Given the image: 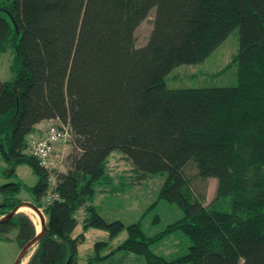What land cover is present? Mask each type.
I'll return each mask as SVG.
<instances>
[{
    "label": "trees",
    "instance_id": "trees-1",
    "mask_svg": "<svg viewBox=\"0 0 264 264\" xmlns=\"http://www.w3.org/2000/svg\"><path fill=\"white\" fill-rule=\"evenodd\" d=\"M152 8L151 32L138 47L134 30ZM235 29L238 51L225 67L235 64V82L165 84L176 65L202 61ZM8 50L13 75L0 80L2 176L24 164L37 181L0 183V216L21 201L23 189L46 221L24 264H81L84 234L73 235L79 223L82 230L109 229L111 237L123 229L92 203V185L114 149L136 172L166 171L159 198L183 216L150 238L130 223L108 254L131 251L146 264H264V0H0V52ZM49 119L70 132L65 170L47 169L29 152L30 136L43 133L37 124ZM187 166L201 181L217 180L208 203L193 191ZM51 192L56 197L46 203ZM12 229L19 246L36 234L23 211L0 222V238ZM174 230L190 245L167 261L149 244Z\"/></svg>",
    "mask_w": 264,
    "mask_h": 264
},
{
    "label": "rangeland",
    "instance_id": "rangeland-1",
    "mask_svg": "<svg viewBox=\"0 0 264 264\" xmlns=\"http://www.w3.org/2000/svg\"><path fill=\"white\" fill-rule=\"evenodd\" d=\"M154 8L148 18L134 30L136 46H142L147 41L151 32V20ZM238 51L237 29L229 32L224 40L212 50L207 57L198 63H187L176 65L165 77V84L171 88L177 87H199V86H221L232 84L236 79L235 64L230 67L226 65L231 62V57ZM12 53L8 50L0 52V80H9L13 73L9 69L12 60ZM225 68V69H224ZM224 69V70H222ZM47 123V122H46ZM46 127V124L43 128ZM73 144L71 142H59L54 145L55 155L60 162L57 163L59 170H65L66 165L63 158L71 152ZM4 159L0 156V183L8 180L20 179L25 185H33L37 181L36 175L30 167L24 164L17 166L16 175L9 178L2 176L4 169ZM108 166L103 178L94 181V194L92 203L97 212L106 221L120 220L124 224L122 230L114 236H110L109 229L88 227L81 229L79 223L74 228V236L83 232L84 239L77 246V260L85 264L88 258L97 255H106L110 250L116 248L119 243L128 236L126 228L130 223H138L146 237H151L161 232L167 224L173 223L183 216L180 207L174 202L170 203L159 198V190L163 181L167 177L166 171L159 172H136L132 162L123 158V153L114 149L107 158ZM192 178L193 191L202 195L204 203H208L215 195L217 180L210 178L201 181L196 175L193 166H187L184 170ZM17 197L20 200L33 201V194L29 191L21 190ZM1 200V195H0ZM28 209V208H27ZM25 209V210H27ZM28 213L32 221L35 222L36 230L39 228V221L36 214L20 209ZM31 211V210H30ZM43 212V211H42ZM82 216V211L77 213L78 219ZM45 217V216H44ZM81 220V219H80ZM16 230L12 229L7 233L8 239L0 238V264H13L20 249L16 241ZM99 241L107 244L95 245ZM190 245L188 236L180 230H174L162 236L161 239L153 240L149 244V249L167 261L174 260L175 257L185 254ZM30 254H27L21 264L26 263ZM95 264H146L143 255L124 250L108 254L107 257L95 261ZM159 264H189L188 262H163Z\"/></svg>",
    "mask_w": 264,
    "mask_h": 264
},
{
    "label": "built area",
    "instance_id": "built-area-1",
    "mask_svg": "<svg viewBox=\"0 0 264 264\" xmlns=\"http://www.w3.org/2000/svg\"><path fill=\"white\" fill-rule=\"evenodd\" d=\"M46 127L42 134H33L30 136L28 145L29 152L35 156L39 164L47 169L58 168L57 163L60 162L57 155H55L54 145L59 142H66L70 138V132L67 126L60 124L54 120H47ZM54 178L51 177V182ZM56 197V193H48L45 197L46 203L51 202ZM77 215V214H76Z\"/></svg>",
    "mask_w": 264,
    "mask_h": 264
},
{
    "label": "water",
    "instance_id": "water-1",
    "mask_svg": "<svg viewBox=\"0 0 264 264\" xmlns=\"http://www.w3.org/2000/svg\"><path fill=\"white\" fill-rule=\"evenodd\" d=\"M0 90H1V81H0ZM23 206L33 210L36 213L38 221H39V228L35 231L36 234L33 237H31V239L27 240L26 242L23 243L22 246H20V249L17 253V257L13 264H21L23 258L27 256V254L31 255L33 249L37 246L40 239H42V237L46 234L45 232L46 231V225H45L46 221H45L44 214L42 210H39V208L32 201H25V200L20 201L11 210H9L8 213L0 216V222L6 221L12 216H14L16 213L20 211V207H23Z\"/></svg>",
    "mask_w": 264,
    "mask_h": 264
},
{
    "label": "crops",
    "instance_id": "crops-1",
    "mask_svg": "<svg viewBox=\"0 0 264 264\" xmlns=\"http://www.w3.org/2000/svg\"><path fill=\"white\" fill-rule=\"evenodd\" d=\"M45 124H46V121H41V122H39V124H37V127L42 131L44 128V126H45Z\"/></svg>",
    "mask_w": 264,
    "mask_h": 264
},
{
    "label": "bare ground",
    "instance_id": "bare-ground-1",
    "mask_svg": "<svg viewBox=\"0 0 264 264\" xmlns=\"http://www.w3.org/2000/svg\"><path fill=\"white\" fill-rule=\"evenodd\" d=\"M20 209H23L24 211H27L29 208L27 209L26 207L23 206V207H20ZM25 209H27V210H25ZM30 210H31V209H29V212H32V211H33V210L30 211ZM33 212H34V211H33ZM34 213H35V212H34ZM27 214H28V213H27ZM35 214H36V213H35ZM29 216H31V214H30ZM36 216H37V215H36ZM31 217L33 218V216H31Z\"/></svg>",
    "mask_w": 264,
    "mask_h": 264
}]
</instances>
